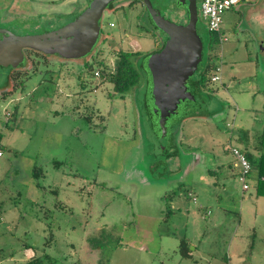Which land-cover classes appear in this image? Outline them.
I'll list each match as a JSON object with an SVG mask.
<instances>
[{
    "label": "rangeland",
    "instance_id": "rangeland-1",
    "mask_svg": "<svg viewBox=\"0 0 264 264\" xmlns=\"http://www.w3.org/2000/svg\"><path fill=\"white\" fill-rule=\"evenodd\" d=\"M71 1L77 3L38 4L34 17L26 20L22 15L21 21L30 24L23 32L61 29L76 20L92 0ZM151 1L166 20L177 25L188 22L189 14L182 12H188V5L178 0ZM254 4L243 2L225 14L224 42L215 36L211 41L205 21L198 19V34L215 55H204V72L197 70L191 78L199 83L189 89L195 97L191 101L195 111L186 114L185 104L181 105L165 122L168 112L162 109L163 116L158 118L146 69H141L139 84L124 94L117 93L110 82L123 52L139 54L135 60L141 57L149 66L153 58L156 77L158 51L168 36L156 29L141 0L120 5L111 14L104 12L102 41L83 61L50 55L52 59L45 61L43 54L30 49L22 53L24 57L30 53L28 65L25 58L17 63L24 69L15 71L14 64L0 60V88L12 76L9 90L0 91V203L4 212L0 264L26 263L29 248L44 264H137L128 252L142 247L151 253L152 264H180V250L171 242L165 248L168 255L156 256L160 235L180 229L186 218L172 209L171 199L177 194L183 201L181 207L200 213L207 194L187 197L197 187L199 175L216 161L215 156L235 162L229 148L243 142L240 133L247 126L243 119L252 121L255 129L260 123L259 112L241 110L238 94L241 87L264 84L258 24L247 18ZM201 7L202 0H198L199 15ZM53 50L67 53L66 46ZM209 63L221 67V82L211 81ZM70 69L78 82L68 81ZM204 80L206 86L200 84ZM154 83L153 78V93L157 91ZM223 83H232L231 89ZM256 103H261L260 97ZM195 156L202 158L198 172ZM236 170L220 178L228 191L233 188L232 197L221 193L216 201L226 204L227 216L233 220L239 217L244 197L256 200L254 188L243 191ZM247 209L246 220L253 223V212ZM250 243H259L257 235H251Z\"/></svg>",
    "mask_w": 264,
    "mask_h": 264
},
{
    "label": "crops",
    "instance_id": "crops-1",
    "mask_svg": "<svg viewBox=\"0 0 264 264\" xmlns=\"http://www.w3.org/2000/svg\"><path fill=\"white\" fill-rule=\"evenodd\" d=\"M243 2L248 6L251 3H255V8L249 10L247 18L253 23L255 22L258 24V42H260V52L261 56H263L264 0H242L241 3ZM237 78L238 77H236V79ZM223 85L227 90L232 87V83L229 85L223 83ZM238 94L240 103H242L241 110L243 112L248 111L254 114L259 112L261 114V116L259 115L260 117H256L260 122L257 124L256 129L252 121L250 123V120L248 121V119H246V121H244L245 119H243L242 124H246L247 126L242 129L244 132L240 133L242 134L241 137L243 141L242 144H240V148L249 149L258 160L264 152V148L259 141L264 130V84L254 86L250 84L248 87H241ZM259 97L261 103L256 105V107V99ZM228 148L226 147L225 149ZM195 157H197L195 160L197 162L198 172L201 170L198 166L202 158L200 156ZM215 159L216 161H213V164L205 170V173H203L202 176L199 175L196 183L197 187L191 190L187 196L190 199L194 196L198 197L197 192L207 194L209 197L208 199L202 197L203 204L199 208V211H201L200 213L195 210L191 211V208L186 206L181 207L183 201L179 199L177 194L171 199L172 209L181 213L183 212V215L186 214V218L181 223L180 229H171L165 237H163V234L160 235V240L162 241L160 243V251L156 256L165 257L168 255L166 249L170 248L169 242H171L173 248L175 246L180 250V264L184 262H187V264H264V258L259 259L257 255V250L259 249L257 247H259V245L263 247L264 245V196L258 194V188L260 186L258 171L254 170L249 178V190L254 188L256 191V195L253 194L256 198L255 202L247 196L244 197V203H242L244 205L241 206L239 217L233 220L231 216H227L225 210L226 204L221 201H218V204H216V201L217 198H220L221 193H226L227 196L232 197L233 188H230L231 190L228 191L226 185H221L220 178L223 177V173L229 175L230 172L237 171V168H235V162H228L225 156H215ZM243 191L245 190L243 189ZM194 202H196V198ZM247 208L253 212V223L246 220V217L249 215ZM251 235H257V239L259 240L257 245H255L256 243L251 245ZM175 241L178 242L177 245ZM183 241L186 242L188 246V254L186 256L181 252L180 244ZM142 248L143 249L140 250L133 248V251L128 252L129 257L133 256L137 264H152L149 258L151 253H149L145 247ZM26 251L28 255L25 256V261L35 257L33 253L30 252V248ZM120 251L125 252L128 250L122 248ZM170 251L171 249L169 252ZM259 252L264 256V249Z\"/></svg>",
    "mask_w": 264,
    "mask_h": 264
},
{
    "label": "water",
    "instance_id": "water-1",
    "mask_svg": "<svg viewBox=\"0 0 264 264\" xmlns=\"http://www.w3.org/2000/svg\"><path fill=\"white\" fill-rule=\"evenodd\" d=\"M115 0H93L90 7L75 21L56 31L34 36H16L11 34V38L0 45V60L9 61L16 64L23 58L22 53L26 48L44 50L48 52L51 48L66 46L68 55L70 49L76 50L70 55L84 56L88 54L96 44L100 32L99 22L108 5ZM152 20L157 27L163 31L168 39L156 60L157 73L153 75L154 84L157 91H154L156 113L159 118L162 109L168 114L163 116L164 122L170 116L176 114L179 107L186 101H194L195 97L187 85L194 73L198 70L202 61L203 42L198 34L197 21L200 18L197 8V0H188L189 20L184 25H177L163 18L153 7L151 0H143ZM186 4V0H181ZM79 34H86L82 40L65 39V37ZM69 56V55H68ZM150 61V69L153 74ZM163 123V120L160 121Z\"/></svg>",
    "mask_w": 264,
    "mask_h": 264
},
{
    "label": "flooded vegetation",
    "instance_id": "flooded-vegetation-1",
    "mask_svg": "<svg viewBox=\"0 0 264 264\" xmlns=\"http://www.w3.org/2000/svg\"><path fill=\"white\" fill-rule=\"evenodd\" d=\"M81 1L83 2L85 0H81ZM92 1L89 3L88 7L84 11H82L80 13V16L90 7ZM116 1H118V0H115V1L111 2L108 5V7L106 8V10H108L109 14H111L112 11H115L116 8L119 7L120 5H124V4H126V3H128L129 1H132V0L115 4L114 2H116ZM141 1L145 5L144 1L143 0H141ZM178 1H179L180 4H182L181 0H178ZM69 2L71 4L77 3V1H75L73 3L71 0H0V45H2L5 41L9 40L11 38V34L21 37V36H34V35H41V34H44V33H49V32H46V31L43 32V33H36V34L35 33H25V32H23L24 29H29L30 24L29 23H23V21H21L22 15L25 16L24 18L26 20L28 18L34 17L37 14V12H39L38 4H40L41 7H44V6L46 7L47 5H53V6L57 5V6L63 7V6H66V4L69 3ZM184 5L185 6L188 5V0H186V4H184ZM197 8H198V0H197ZM198 11H199V9H198ZM182 12H183V14H187L188 13L187 10L186 11L183 10ZM149 15H150V13H149ZM80 16H78L76 19H78ZM150 17H151V15H150ZM151 19H152V17H151ZM99 26H100V32H99L96 44H99L102 41L101 39L103 37V32L101 30L102 29L101 21L99 22ZM156 29L159 31L158 27H156ZM53 31H56V30H53ZM50 32H52V31H50ZM209 36H210L211 41L214 40V36H215L214 33L209 32ZM85 37H87L86 34H79L78 36L71 35V36L65 37V39L74 40L75 38H77L78 40H82ZM202 42H203L202 60L204 58V55H206V56L207 55L209 56V54L215 55V52L212 49V47L211 46H209V47L206 46L203 40H202ZM96 44L93 46L92 50L88 54H86L84 56L70 55L71 53H75L76 50L70 49L68 47V50H69V54L68 55H69V57L66 56L67 58H65V59H63L64 55L62 56V55L56 53L53 50V48H51V50H49L48 52H45L44 50H37V49H32V48H26V49H24V51L30 49V50H32V53H41V54L44 55L42 58L45 59V61H50V59H52V58H58V59L66 60V61L69 60L71 62L76 60L77 63H78V61H83L88 56H90V54H92ZM163 47L158 52H161ZM206 48H207V51H206ZM28 54H30V53L25 54V57L22 54L23 58L26 59L27 65L29 63ZM48 55H50L52 58L49 59L48 57H50V56H48ZM202 64L203 63H200L198 70H202V73H203L204 70H205V64L204 65H202ZM21 65L22 64H20L18 66V64L16 63L14 65L15 71H17L18 68L24 69V68H22L23 66H21ZM85 65L86 66L88 65V61L84 62V66ZM201 67H202V69H201ZM71 71H72V69L68 70L67 75H66V76L69 77L68 81L69 80H74V81L78 82V75L70 73ZM55 76H59V74H57ZM152 76H153V74H152ZM11 80H12V76L9 78V82ZM9 82H7V84L5 85V88L4 87L0 88V91L6 93L9 90L8 89L9 88V84H10ZM193 83H194V81L189 79V81L187 83L189 89H190V87L192 89L193 87H195V85H198V84H195V83H194L195 85H193ZM69 85H71V84H69Z\"/></svg>",
    "mask_w": 264,
    "mask_h": 264
},
{
    "label": "trees",
    "instance_id": "trees-1",
    "mask_svg": "<svg viewBox=\"0 0 264 264\" xmlns=\"http://www.w3.org/2000/svg\"><path fill=\"white\" fill-rule=\"evenodd\" d=\"M215 37H217V40L220 41L219 36L215 34ZM150 55L151 54L148 55V58L150 57ZM136 56L138 57L139 54L125 53V52L120 53L115 71L114 73H112L110 77V82L114 85V89L117 93L124 94L127 91H129L131 88H134L139 84L140 78H141V73H140L141 69H146L150 73V76H151V82H150L151 83V95H152V99L155 104L154 94L152 92L153 76H152V71L150 69L149 63H146L145 61L143 62V59L141 58L135 60ZM209 64L207 68L214 71L217 66L212 65V64L209 65ZM200 84H202L203 86H206L205 80L202 83L200 82ZM184 104H185V109L187 110L186 114H190L191 112L195 111V107H193V104L191 101H186L184 102ZM155 116H157V114ZM189 117H193L192 114L188 115L187 117L183 119H186ZM259 141L262 147L264 148V130H263L262 135L259 138ZM240 149L246 154L248 160L250 161L252 168H253L252 172L254 170L258 171L259 182H260V186L258 188V194L260 196H264V152L261 154V158L257 160L256 156L253 155L249 151V149L247 148H243V149L240 148ZM181 252L185 256L188 254L187 243L184 241L181 242ZM22 264H44V263L41 257L35 256L34 258L28 260L26 263H22Z\"/></svg>",
    "mask_w": 264,
    "mask_h": 264
},
{
    "label": "built area",
    "instance_id": "built-area-1",
    "mask_svg": "<svg viewBox=\"0 0 264 264\" xmlns=\"http://www.w3.org/2000/svg\"><path fill=\"white\" fill-rule=\"evenodd\" d=\"M242 0H202L200 19L204 20L209 32L219 36L221 42L227 41L222 36L224 30V16L235 5H239ZM96 77L100 78L101 73L97 72ZM212 82H221V67L217 66L213 71ZM235 157V168L238 169V176L243 183L245 191L250 189L249 178L252 173V165L246 154L239 147L229 148ZM3 156V150L0 146V157ZM4 221V212L0 203V223Z\"/></svg>",
    "mask_w": 264,
    "mask_h": 264
}]
</instances>
